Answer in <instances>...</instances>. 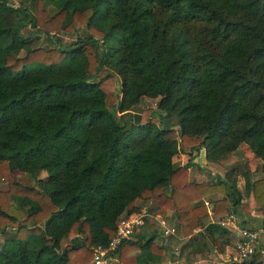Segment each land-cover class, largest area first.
Masks as SVG:
<instances>
[{
  "label": "trees",
  "instance_id": "trees-1",
  "mask_svg": "<svg viewBox=\"0 0 264 264\" xmlns=\"http://www.w3.org/2000/svg\"><path fill=\"white\" fill-rule=\"evenodd\" d=\"M30 1L0 0V264H89L140 202L172 211L181 236L206 195L221 194L216 214L246 207L234 179L192 181L171 158L202 146L217 160L245 143L264 172V0ZM75 21L87 30L76 43L30 45ZM142 96L155 107L134 110ZM14 168L46 175L23 184ZM247 186L264 201V174ZM161 253L145 235L116 249L119 264H163Z\"/></svg>",
  "mask_w": 264,
  "mask_h": 264
},
{
  "label": "crops",
  "instance_id": "crops-1",
  "mask_svg": "<svg viewBox=\"0 0 264 264\" xmlns=\"http://www.w3.org/2000/svg\"><path fill=\"white\" fill-rule=\"evenodd\" d=\"M242 144L247 148L245 143ZM247 151L249 152L242 153L244 155L241 157L247 170L241 173L231 170L234 167L231 164L233 161L232 155L235 153L234 150L228 152L220 159L207 160L205 158L204 148L200 146L197 151L191 154L190 158L187 153L177 151L172 155L171 160L175 166L187 164V177L192 181H213L215 175L222 178L229 176L230 180L234 179L235 188L239 194V201L242 204H246L245 208L236 205V213L233 214L234 220L241 225L258 227L264 223V201L261 203L254 201L248 189L247 180L260 178L264 172L261 170V161L248 148ZM249 155H253L254 158H251ZM258 163L259 167L256 166ZM227 192L229 193L228 190ZM220 196V193L214 192L202 197L207 212L200 217L199 223L193 228L192 233L187 236L180 235L173 212L167 210L164 215H154V217L163 219L168 226H173L175 228L173 232L164 234L162 232L163 228L157 222L155 229H141L135 234L132 233L133 235L129 239H136L139 235L152 237V242L162 249L159 262L163 264H230L225 258L232 240L234 241L236 238V232L231 223L219 224L221 216L229 210H226L222 214L213 213L211 210L213 200ZM147 203L148 205L151 204L150 201ZM145 208L142 206L139 212L132 215H144L143 213L149 215L146 213ZM143 225L145 224L142 218V224L137 229ZM211 238H217L218 243L222 244L223 250L217 249L212 243ZM258 247L262 248V252H264V235L260 237ZM262 252L256 251L252 258L240 264H264V253L258 255V253ZM106 260H113L118 264L116 251L105 258L100 264H103Z\"/></svg>",
  "mask_w": 264,
  "mask_h": 264
},
{
  "label": "rangeland",
  "instance_id": "rangeland-1",
  "mask_svg": "<svg viewBox=\"0 0 264 264\" xmlns=\"http://www.w3.org/2000/svg\"><path fill=\"white\" fill-rule=\"evenodd\" d=\"M7 1L9 3L13 4V5L26 6L30 10H33V3L30 0H7ZM43 7L48 12V14H52L55 11V7L52 6L49 3L43 4ZM18 16L19 15L15 16V18H17ZM31 31H32V29L29 26H24L21 29V32H22L23 35H26V34H28ZM86 33H87V30H86L85 26L82 25V24H79L77 21H75L74 26H73V28L70 29V31L63 32L62 30L58 29L57 31H55L51 35H44V33H39L38 37L33 39L30 42V45L31 46H43V47H53V46H56V45L69 46V45H72V44L76 43L77 40L80 37L84 36ZM18 54L19 55L23 54V50L21 49L18 52ZM156 99H157V97L142 96V97H140L139 101L132 108L134 110H140V109L145 108V107H155ZM175 120H176L175 116H172V115L166 116V117H164L163 125L174 126ZM234 152L235 153H233V155H232V160L233 161L231 163L234 166V170L237 173L245 172V170H247V169H246V166L243 164V161H242L241 157L244 155L242 153L249 152V151H247V148L242 144L237 149H235ZM228 156H230V155L228 154ZM249 156L251 158L252 157L254 158L253 155H249ZM224 160H226V159H224ZM256 166L259 167V163ZM12 172H13L14 178L17 181H19V182H21L23 184H34L35 186H38V184L36 182V178H43L46 175L43 170L39 171V173H38L36 178L27 175L25 172H23L19 168H14L12 170ZM225 178L229 179V176H226ZM5 188H6V182H4L3 180H0V190H3ZM140 204H142L143 207H147L148 206L147 201L140 202ZM228 212H230L232 214L236 213L235 210L232 211L230 209H229ZM146 213H147V211H146ZM143 214L144 215H142V218L144 219V224L145 225L141 226L138 229L134 228L133 229V234H135L136 232H138L141 229L143 230L144 228L145 229H155L157 227V225H156L157 224V220L154 217V215H145V213H143ZM167 220H168V218H167ZM1 240H2V236L0 235V241ZM172 241L175 242L173 239H172ZM233 242L234 241L232 240V242H231V244L229 246V249L227 250V254H226V258L225 259L228 262H229V260L227 258V255L230 256L232 254V252H233ZM263 253L264 252L258 253V255H261ZM254 254L251 255L250 257H248L247 259H245L244 261H247L248 259L252 258L254 256ZM187 258L190 259L189 256H187ZM257 258H258V256H257ZM255 259H256V257H255ZM263 259H264V256H263ZM103 264H117V263H116V261H113V260L112 261L111 260L110 261L106 260Z\"/></svg>",
  "mask_w": 264,
  "mask_h": 264
},
{
  "label": "built area",
  "instance_id": "built-area-1",
  "mask_svg": "<svg viewBox=\"0 0 264 264\" xmlns=\"http://www.w3.org/2000/svg\"><path fill=\"white\" fill-rule=\"evenodd\" d=\"M150 215V214H149ZM162 232L164 234L171 233L175 230L173 226L165 224L163 219L156 217ZM231 223L236 232V238L233 242V252L227 256L231 264H240L245 259L253 255L256 251L262 252V248L258 247L260 237L264 235V223L258 227H250L241 225L234 220L233 214L230 212L221 216L219 224ZM142 224V215H128L120 218L114 230L105 245H92V256L89 264H100L105 258L109 257L116 251L118 245L125 239H129L133 233V229Z\"/></svg>",
  "mask_w": 264,
  "mask_h": 264
}]
</instances>
